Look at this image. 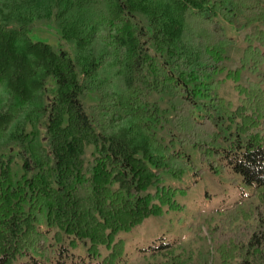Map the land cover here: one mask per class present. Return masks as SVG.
<instances>
[{
	"label": "trees",
	"instance_id": "trees-1",
	"mask_svg": "<svg viewBox=\"0 0 264 264\" xmlns=\"http://www.w3.org/2000/svg\"><path fill=\"white\" fill-rule=\"evenodd\" d=\"M51 17L75 58L30 38ZM239 21L243 53L227 71L225 24ZM105 62L120 91L99 80ZM223 73L235 108L219 95ZM12 128L17 168L1 150ZM187 148L250 193L208 220L206 253L164 238L138 252L153 264H264V0H0V264H119L118 235L181 209L190 188L174 182L204 169Z\"/></svg>",
	"mask_w": 264,
	"mask_h": 264
},
{
	"label": "rangeland",
	"instance_id": "rangeland-1",
	"mask_svg": "<svg viewBox=\"0 0 264 264\" xmlns=\"http://www.w3.org/2000/svg\"><path fill=\"white\" fill-rule=\"evenodd\" d=\"M240 24L241 21L235 26L225 24L227 34L231 38L227 49L228 60L225 62L227 71L234 70L239 65V60L243 53V36L246 31L240 27ZM30 38L33 41L45 42L56 51L64 50L72 58L77 56L75 44L61 38L60 30L54 17L35 19ZM92 47L90 58L97 60L102 52V47L100 44H94ZM104 65L98 71L99 80L106 83L110 89L116 92L120 91L123 85L122 79L115 74L114 70L106 62ZM248 77L252 79L251 76ZM218 78L225 80L219 90V95L235 108L238 105V94L235 84L231 80H226V73L221 74ZM240 84L247 85L245 77L241 78ZM49 85H52V83L50 82ZM97 99V95L92 93L89 98L83 100L88 113L92 112ZM30 130L31 128L27 126V132ZM38 130L41 132L40 136H43L44 131L41 124L38 126ZM11 131H13V128L6 133L1 141V150L14 156L15 168H17L22 163L19 154L21 150L8 139L7 134ZM92 151V147L86 148L85 160L87 164L91 161L90 154ZM186 151L191 156L194 165L197 168L204 169L197 177L191 171H188L181 181L174 182L176 187L190 188L185 194H177L175 197L181 209L177 211L165 210L161 216L147 219L132 232L118 235L117 240L121 239L125 243L126 252L119 264H153L154 260L148 256H142L138 249L148 246L159 238H164L166 241L177 240L181 242L185 249L196 256L206 253L210 247V241L206 239V228L210 224L208 220L211 219L214 223L217 222L219 219L217 210L221 211L231 207L235 202L244 198L242 193H250V190L243 186L237 177L226 172L221 174L210 173L205 169V166L199 163L198 153L194 149L187 148ZM172 181L171 179L168 180L169 183H172ZM250 201L256 202L255 199H250ZM200 225L202 226L200 228L202 231L201 236L196 232ZM73 252L75 254H84V249L79 246ZM102 253L106 254L105 249H102ZM160 259L161 257L158 260L160 261Z\"/></svg>",
	"mask_w": 264,
	"mask_h": 264
}]
</instances>
